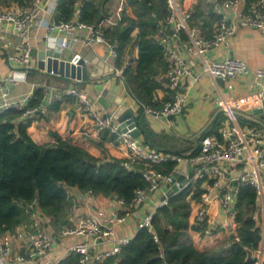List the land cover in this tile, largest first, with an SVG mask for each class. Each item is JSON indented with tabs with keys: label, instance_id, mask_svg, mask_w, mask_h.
<instances>
[{
	"label": "built area",
	"instance_id": "2783aa9c",
	"mask_svg": "<svg viewBox=\"0 0 264 264\" xmlns=\"http://www.w3.org/2000/svg\"><path fill=\"white\" fill-rule=\"evenodd\" d=\"M185 1L166 0V16L158 18L156 14L153 15L157 24L155 37L169 65L164 76L168 99L160 108L143 105L144 112L157 119H167L169 125L174 126V119L183 114L187 104L188 95L183 87L188 78L198 81L209 77L232 82L240 76L252 75L259 88L252 99L245 101L217 98L216 104L225 120L217 134L201 137L197 148L187 154L159 151L123 132L114 113L101 115L98 101L77 87L56 88L44 84L41 102L34 108L8 100L10 85L28 79L33 51L31 32L41 23L39 17L44 10L45 0H34L26 7L0 8V22L12 24L19 37L18 53L9 55V64L11 66L15 62L20 68L8 76H0L5 98L0 106V114L11 109L21 110V120L25 121L37 113L46 114L49 105L65 97H73L81 113L93 119L98 131L108 132L126 147L128 159L123 161V166L139 172L148 184L145 188L137 189L130 202L116 198L117 207L112 211L98 209L82 217L72 212L69 223L57 230L41 210L39 200L34 199L23 207L29 219L12 231L0 233V264H118L123 248L133 238L117 237L116 226L128 219L132 209L148 202L159 190H163L166 199L158 208L167 205L170 197L187 188L196 191L197 184L202 194L194 219L195 226L201 228L205 237H214L218 233L227 235L229 245L240 242L239 223L236 220L240 191L247 186L255 190L251 216L260 229L261 239L253 250L252 259L255 264H264V122L243 126L238 114L247 106H252L251 110L263 106L261 88L264 69H251L246 62L237 58L210 60L205 56L210 49L228 45L240 28H253L264 33V0L212 1V13L217 16V22L208 38L198 35V29L191 25L193 11ZM58 4L59 0L51 2L49 12L54 16ZM82 6V1L76 4L72 20L54 19L46 24L51 44L60 51L78 45L94 47L103 44L108 49L109 57L116 61L118 41L109 40L104 29L122 20L127 0H119L115 11L100 24L82 21ZM182 49L188 56L199 59L200 67L197 70L189 65ZM125 68L126 64L117 68L116 76L123 79ZM228 88L232 91L234 85L230 83ZM168 161L176 163L171 172L163 173L157 169ZM183 162L187 164L186 174L179 173L175 177L176 167ZM180 176H184L185 184L178 181ZM174 186L178 187L177 192L172 191ZM89 193L93 194L91 191ZM158 208L147 212L138 224V232L148 230L156 243H159V237L153 220ZM68 240L71 243L67 244Z\"/></svg>",
	"mask_w": 264,
	"mask_h": 264
},
{
	"label": "trees",
	"instance_id": "16d2710c",
	"mask_svg": "<svg viewBox=\"0 0 264 264\" xmlns=\"http://www.w3.org/2000/svg\"><path fill=\"white\" fill-rule=\"evenodd\" d=\"M33 1L18 0L25 7ZM79 1L83 3L82 21L96 24L102 15L108 16L105 6L109 0H59L55 19L72 20ZM127 5L133 16L125 11L122 20L105 28L104 33L109 40L118 41L116 65L119 68L124 65L128 48L134 41L138 44V57L126 64L124 82L141 106L160 108L163 103L157 100L156 93L163 88V81L159 77L167 73L169 65L155 37L157 24L153 15L166 16V0H127ZM200 19L217 21L212 14L211 0H197L191 22ZM42 97L43 90H37L31 106L38 105ZM22 114L23 111L17 109L0 114V233L12 231L26 222L29 217L23 207L34 199L39 200L41 210L57 230L69 223L73 205L69 194L74 188L105 197L114 195L130 202L137 189L147 187L139 172L123 166L128 158L101 159L59 136L53 143L37 144L29 136V122L21 120ZM142 116L141 112L137 118L141 134L148 144L157 147L154 133L143 123ZM219 124L220 120L203 136L217 134ZM175 166V162L168 161L157 169L169 173ZM201 194L197 184L196 191L187 188L170 197L167 205L157 209L153 220L159 243L152 233L141 229L123 248L118 264H255L253 259H247V249L255 250L261 239L260 229L251 216L255 190L244 187L238 196L236 220L240 242L213 252L198 250L188 234L192 230L200 238H212L205 237L194 224Z\"/></svg>",
	"mask_w": 264,
	"mask_h": 264
},
{
	"label": "crops",
	"instance_id": "0c3cea01",
	"mask_svg": "<svg viewBox=\"0 0 264 264\" xmlns=\"http://www.w3.org/2000/svg\"><path fill=\"white\" fill-rule=\"evenodd\" d=\"M51 2L52 0H45L44 10L39 17L41 23L35 26L31 32L33 51L28 79L26 82L21 81L10 85V95L8 97L10 101L22 102L27 108L37 107L40 103L34 107L31 106V103L37 90L42 89L44 84L56 88L77 87L98 101V97L95 95V89L98 84H102L104 90L110 91L114 97L122 101L121 106L127 110H133L136 120L142 112L143 123H146L154 133L153 139L157 147L148 144L142 134L138 137L139 141L159 151L187 154L197 148L201 137L206 132L212 130L215 122L220 120V124L216 128L218 132L221 123L225 120L223 113L216 104L217 98L245 101L247 98L252 99L259 90L252 75L240 76L232 82L224 79L212 80L209 77H203L198 81L194 78H188L185 80L183 87L188 95L185 110L183 114L174 119L175 125L170 126L167 119H157L144 112L142 106L130 94L124 78L122 79L116 76L115 70L119 67H117L116 61L109 57L108 49L105 45L98 44L94 47H82L78 45L72 49L60 51L56 46L51 44V35L48 34L45 27L47 23L55 19V16L49 12ZM185 4L194 13L197 0H186ZM118 5L119 0H109L105 6L107 14L109 15L114 12ZM18 6L25 7L20 5L18 0H0V8L2 9ZM126 11L129 15L133 16L132 9L128 5ZM216 22H204L200 19L191 22V25L193 24L192 26L198 29V35L208 38L213 33ZM205 25L206 27L203 28ZM18 42L19 37L13 25L0 22V76L5 77L12 74L15 70H20L18 64L15 62L11 63V68L8 60L9 55L18 53ZM49 50H55L64 54L66 58L80 56L91 62L99 60L103 66L102 68H98V70L108 73V75L99 80H91L89 83H83L38 70L37 66L42 52ZM182 51L189 65L197 70L200 67L199 59L188 56L183 49ZM138 54V44L134 41L128 48V52L124 58V64H127L132 58H137ZM205 56L210 60L237 58L246 62L251 69H264V33L253 28H240L236 35L229 40L228 45L210 49ZM164 76L165 74L159 77L163 81V88L156 93L157 100L162 101V103L168 99L165 91L166 80ZM230 83L234 85L232 91L228 88ZM4 101L3 86L0 85V106ZM251 109L252 106H247L238 111L243 126L261 122L256 117L248 114V111ZM98 111L103 116L107 115V111L99 104ZM27 121L29 122L27 132L39 145L53 143L56 136H59L64 140H68L86 149L92 155L101 159L128 158L126 147L117 142L114 136L108 134V132L98 131L93 119L81 113L73 97H65L49 105L46 114L37 113L29 117ZM69 197L73 204L69 214L72 212L76 213L78 215L77 217L86 216L98 209L112 211L117 207L116 197L111 198L94 195L89 192H82L77 188L70 191ZM163 198L164 192L163 190H159L148 202L138 208L132 209L128 219L124 223L116 226L117 237L134 238L138 233V224L143 216L151 209L158 208ZM188 234L193 245L200 251L213 252L229 246L227 235L225 234L205 239L200 238L192 230H189ZM67 242V244L71 243L70 240ZM60 251L61 248H59Z\"/></svg>",
	"mask_w": 264,
	"mask_h": 264
},
{
	"label": "water",
	"instance_id": "95a60500",
	"mask_svg": "<svg viewBox=\"0 0 264 264\" xmlns=\"http://www.w3.org/2000/svg\"><path fill=\"white\" fill-rule=\"evenodd\" d=\"M103 19L104 16L102 15L97 21V24H100ZM102 66L101 61L99 60L91 62L80 56L66 58L64 54L55 50H49L47 52H42L37 69L46 71L49 74L59 75L66 79L89 83L91 80H99L108 75V73L98 70V68H102ZM261 91L263 92V106L248 111V114L256 117L259 121L264 122V86L261 88ZM95 95L98 97L99 105L107 111L106 116L114 113L115 117L119 119L123 132H128L134 138H138L141 135V130L138 127L133 110H127L125 107L121 106L122 101L114 97L113 93L110 91L104 90L102 84L96 86ZM169 119H171V117ZM186 172L187 164L183 162L176 167L175 177L178 176L179 173L186 174ZM178 181L185 184L184 176H180ZM172 191L177 192L178 187L174 186ZM111 198H115V196L112 195ZM165 199L166 197L163 198V200ZM247 252V259L251 260L253 258V250L247 249Z\"/></svg>",
	"mask_w": 264,
	"mask_h": 264
}]
</instances>
